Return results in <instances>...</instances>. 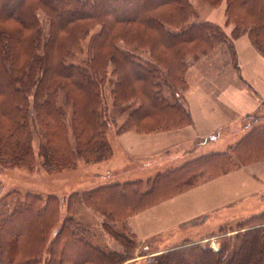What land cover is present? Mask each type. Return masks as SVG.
Instances as JSON below:
<instances>
[{"label": "trees", "instance_id": "obj_1", "mask_svg": "<svg viewBox=\"0 0 264 264\" xmlns=\"http://www.w3.org/2000/svg\"><path fill=\"white\" fill-rule=\"evenodd\" d=\"M206 1L226 2L225 25L198 20L191 0H0V166L58 172L109 159L108 83L113 102L129 109L119 133L190 124L188 57L225 46L236 62L235 39L244 35L264 55V0ZM87 38V58L74 62ZM263 143L261 124L227 150L146 179L73 191L57 229L63 197L9 191L0 198V264H127L138 246L127 218L264 158ZM80 205L103 216L119 248L75 216ZM216 241L217 250L210 240L185 242L154 264H261L264 225Z\"/></svg>", "mask_w": 264, "mask_h": 264}, {"label": "crops", "instance_id": "obj_2", "mask_svg": "<svg viewBox=\"0 0 264 264\" xmlns=\"http://www.w3.org/2000/svg\"><path fill=\"white\" fill-rule=\"evenodd\" d=\"M235 49L238 67L233 68L238 72V78L246 81L252 88H234L237 85L228 83L231 81L220 72L217 73L220 76H215L214 81L206 76L205 79H199L197 84H193L189 69V87L184 91V103L191 113L192 122L182 127L160 129L152 133L135 129L121 132L117 136L116 145L130 157L162 153L164 157L168 156V162L172 164L171 160L179 157L172 150L179 148L180 144L185 147L182 156L190 157L196 153L194 157L189 158L194 160L207 153L222 151L212 149L216 142L221 141V146L227 141L229 136L223 137L222 129H233V132H237L247 119H256L258 114H261L258 118H261V124H264V91H260L264 88V55L252 44L248 35L235 39ZM247 52L253 53V57L258 61L253 72L254 85L251 83V75L245 71L248 63L245 58ZM225 68L227 67L224 66ZM201 81L208 86L204 88L199 84ZM261 141L259 140V143ZM202 148L204 151H198ZM182 164L183 162L171 166ZM166 167L171 168L170 164ZM128 219V226L137 233L138 241L152 237L163 242L165 240V246L160 249L138 251L132 261L135 264L151 256L157 257L163 251L189 241L197 243L213 240V248L217 250V237L235 235L239 231L264 225V158L241 164L225 174L154 204ZM189 223L190 229H196L197 233L193 232L192 237H183L181 231ZM210 225L213 228L211 230L207 229Z\"/></svg>", "mask_w": 264, "mask_h": 264}, {"label": "rangeland", "instance_id": "obj_3", "mask_svg": "<svg viewBox=\"0 0 264 264\" xmlns=\"http://www.w3.org/2000/svg\"><path fill=\"white\" fill-rule=\"evenodd\" d=\"M191 3L196 10L198 20H212L215 21V23L217 22L225 25V1L216 6L208 3L206 0H191ZM98 29L99 27L97 26L95 28V31ZM88 41L89 38L82 42V51L76 53L74 59H72L74 62H80L81 60L87 58L89 43ZM143 54L146 58L149 57L147 52H143ZM245 58L248 59V63H246L247 65L245 66V71H247L249 75H251L252 82L249 79L248 80L254 85L253 72L257 68V66L255 67V63H257L258 61L253 57V53L251 52H247L245 54ZM187 61L190 67L188 68V70L190 69L191 71H189L190 79L192 80L193 84H197L199 79H201L202 77H204L205 79L206 76H209L210 80L214 81V78H216L215 76H220L217 75V73L220 72L221 75H224L229 81H231L228 83L237 85L234 88H252L249 87L246 81L243 82L238 78L239 74L235 70V68H233V66H236L237 60L235 62L234 57H232V55L229 53L228 49L225 46L221 48L218 47L217 50H214L213 53L206 55L203 54L200 57H197L196 59H194L193 57H188ZM195 66H197V68ZM224 66L227 68L224 69ZM220 70H222V72ZM213 81H211V83ZM199 84L203 85L204 88L208 86L202 81ZM111 89L112 86L110 83H108L104 89V107L107 110V116L110 122L108 136L110 137L109 141L112 148V154L109 159L99 163H86L84 161H80L76 167L68 170H61L58 172H48L40 166L37 169H27L24 167L15 166H3L2 168L0 166V198L4 197L6 193L12 190H18L21 192L32 191L43 195L56 194L59 195L61 198L63 197L62 206L60 208L61 218L59 224L55 228L57 229L63 217L67 213L66 201L64 199L68 197V195L71 194L73 191L90 190L96 188L101 184L112 182V180L113 182H123L126 180H135L138 178L146 179L149 176L156 174L157 172H161L168 169L166 166H169V164L170 167H172L171 165H179L182 162L184 163L188 161L189 158L194 157L196 153L191 154L190 157L182 156L185 147H183L181 144L179 145V148H174L172 150V152L179 156L176 160H171V162H173L172 164L168 162V156L164 157L162 153L152 155L141 154L137 157H130L129 155H127L124 150H122L118 145H116V139L119 134L118 129L121 124L124 123V120L128 115L129 109H125L124 105H116L113 102ZM260 91H264V88ZM260 115L258 114V116L255 117L256 119H247L243 124V127L240 126L239 131L237 132H233V129H222L221 133L223 137H229L224 143V145L219 146L221 141L220 143L216 142L212 145V149L223 150V148L227 149L228 147H231V145L235 144L237 141L240 140L243 133L261 125V122L263 121L261 118H258L260 117ZM31 116L34 117L35 112H33ZM261 148H264V143L261 144ZM201 150H203V148L198 149V151ZM38 159L41 160L40 157ZM13 202L14 201L11 200L10 205H14L12 204ZM75 216L77 218H81V220H83L82 222L87 225L92 231H96L97 233H99L98 235H96V239H99L103 244L107 243L110 246H114V248H119V243H117L114 238L110 236L107 231H105L102 222L103 216H101L98 212H95L91 206H77ZM128 220L129 219L127 218L125 222L126 228L130 233L133 232L137 239L136 241L138 246L134 250L136 251L135 255L138 251H154L165 246V240L163 242V240H158L155 237L149 238L145 241H138V235L137 233H135L134 229L128 226ZM207 229L211 230L213 228L210 225V227L208 226ZM214 229L217 230L216 228ZM193 232H195V234L197 233L196 229H190L189 223L184 227L183 231H181V234L183 235V237H192L194 235ZM28 243H31V241L28 240ZM211 243L213 247V240ZM215 243V246H220L218 242ZM155 258L156 257L151 256L146 260L143 259L136 263L154 264ZM133 259H130L127 264H135V262H132ZM261 264H264V252L262 255Z\"/></svg>", "mask_w": 264, "mask_h": 264}]
</instances>
